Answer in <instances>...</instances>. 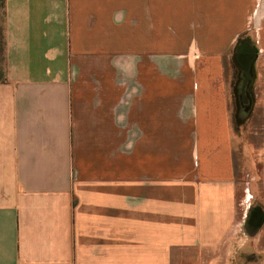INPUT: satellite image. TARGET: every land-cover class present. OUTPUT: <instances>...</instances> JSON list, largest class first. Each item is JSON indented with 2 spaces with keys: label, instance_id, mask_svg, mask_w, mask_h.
I'll return each mask as SVG.
<instances>
[{
  "label": "crops",
  "instance_id": "0c3cea01",
  "mask_svg": "<svg viewBox=\"0 0 264 264\" xmlns=\"http://www.w3.org/2000/svg\"><path fill=\"white\" fill-rule=\"evenodd\" d=\"M253 209L264 0H5L0 264H222Z\"/></svg>",
  "mask_w": 264,
  "mask_h": 264
},
{
  "label": "rangeland",
  "instance_id": "374dc122",
  "mask_svg": "<svg viewBox=\"0 0 264 264\" xmlns=\"http://www.w3.org/2000/svg\"><path fill=\"white\" fill-rule=\"evenodd\" d=\"M244 59L242 63H244L243 65L245 68L244 73L247 75V78H245V82H246L245 84H247L251 74V66H253V62L252 59H250L249 61H246L247 60L246 58ZM240 60L241 59L239 58L238 61L240 62ZM239 108H240V104L238 101L236 114L234 116V124H235V132L238 135H242V133L244 132L243 131L244 124L246 123V120L248 118L245 119L244 117L240 116ZM252 208H254V206ZM260 220H263L264 222V210L257 211V209H253L252 211H250L247 218V221L249 222H247L242 227V229L238 233V239H236L235 242H233V246H234L233 256H232L233 258L230 260L227 259L224 260V258H221L222 259L221 260L217 257L215 263L220 262L222 264H257L260 261L262 254L260 253V251L262 250L261 248L264 246L263 242L260 243L258 239H254L258 233V224H259L258 222Z\"/></svg>",
  "mask_w": 264,
  "mask_h": 264
},
{
  "label": "trees",
  "instance_id": "16d2710c",
  "mask_svg": "<svg viewBox=\"0 0 264 264\" xmlns=\"http://www.w3.org/2000/svg\"><path fill=\"white\" fill-rule=\"evenodd\" d=\"M4 4H5V0H0V14L3 12ZM251 45H252V40L250 39V37L245 35V34L241 35L238 38L236 45H235L236 58L239 59L241 54H243V52L246 50V47L251 46ZM239 68H240V74H239L237 81H236V92H237V94L239 93L240 82H242L244 79L243 73H244V69H245L244 66L239 67ZM245 78H247V75Z\"/></svg>",
  "mask_w": 264,
  "mask_h": 264
},
{
  "label": "water",
  "instance_id": "95a60500",
  "mask_svg": "<svg viewBox=\"0 0 264 264\" xmlns=\"http://www.w3.org/2000/svg\"><path fill=\"white\" fill-rule=\"evenodd\" d=\"M253 68V66H251V69Z\"/></svg>",
  "mask_w": 264,
  "mask_h": 264
}]
</instances>
